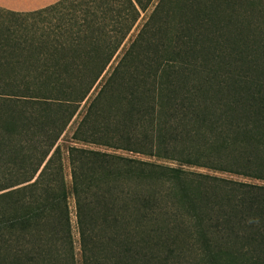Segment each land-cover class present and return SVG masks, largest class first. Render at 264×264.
I'll return each mask as SVG.
<instances>
[{
    "label": "trees",
    "instance_id": "1",
    "mask_svg": "<svg viewBox=\"0 0 264 264\" xmlns=\"http://www.w3.org/2000/svg\"><path fill=\"white\" fill-rule=\"evenodd\" d=\"M1 10L0 264H264V0Z\"/></svg>",
    "mask_w": 264,
    "mask_h": 264
},
{
    "label": "rangeland",
    "instance_id": "2",
    "mask_svg": "<svg viewBox=\"0 0 264 264\" xmlns=\"http://www.w3.org/2000/svg\"><path fill=\"white\" fill-rule=\"evenodd\" d=\"M143 14L144 13H142V15ZM33 20L34 19L31 16L12 14L9 12H4L3 10L0 9V29L2 26H7V27L8 26H12V27L16 26V27H18V26H21L22 23L26 24V23H29ZM119 54H118V56H119ZM118 56L116 58H114L112 61H110V63L107 65L104 72L101 74V76L98 78V80L95 82V84L91 88L87 97L81 102L78 111L74 114V116L72 117V119L70 120L68 125L66 126L64 132L60 136V139L58 140V142L63 147L62 148L63 149V151H62L63 172H64L65 181L68 185H70V169H69V164H68L67 153L65 151V147H66V145H69V144H74L77 146H82V147H87V148L105 150L108 152H113V153L121 154L124 156L135 157V158H139V159H146V160H150V161H154V162H158V163H162V164H166V165H172V166L178 165L175 161H171L168 159L157 158L154 156H146V155H142L139 153L130 152V151L118 149V148H112V147L99 145V144H92V143H87V142H73L71 140V138H70L71 133H72L77 121L81 117V114L83 113L87 103L91 100V98H93L97 94V91L101 88V85L104 83L106 77L108 76V74L112 70L113 66L115 65ZM183 167L185 169H189V170L202 171V172L216 174V175L234 178V179H238V180H245V181H250V182L261 183L260 181H257L254 179L244 178V177H241L239 175H233V174H229V173L214 172V171L206 169V168H200V167H196V166H185V165H183ZM6 171H7V169H5V168H4V170L0 169V179L3 175H8V173ZM68 203H69V209H70V217H71L72 222H73L74 221V200L72 197H69ZM74 240H75V246H76V251H77V249H78L77 248V233H75V232H74ZM76 256H77V259H79L78 251H77ZM173 263L174 264H181L179 259L177 260V258H173ZM182 263H183V260H182ZM77 264H79V262Z\"/></svg>",
    "mask_w": 264,
    "mask_h": 264
},
{
    "label": "crops",
    "instance_id": "3",
    "mask_svg": "<svg viewBox=\"0 0 264 264\" xmlns=\"http://www.w3.org/2000/svg\"><path fill=\"white\" fill-rule=\"evenodd\" d=\"M57 0H0V9L25 12L39 9Z\"/></svg>",
    "mask_w": 264,
    "mask_h": 264
}]
</instances>
